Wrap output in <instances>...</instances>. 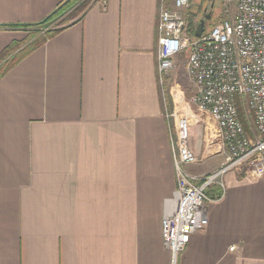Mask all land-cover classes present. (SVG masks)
Masks as SVG:
<instances>
[{"label": "crops", "instance_id": "crops-1", "mask_svg": "<svg viewBox=\"0 0 264 264\" xmlns=\"http://www.w3.org/2000/svg\"><path fill=\"white\" fill-rule=\"evenodd\" d=\"M64 1L0 0V55ZM160 6L95 0L0 78V264H173L162 219L177 102L165 93L175 70L163 83L158 72ZM190 144L192 174L222 165L203 124ZM220 181L176 264H264V176L240 165Z\"/></svg>", "mask_w": 264, "mask_h": 264}, {"label": "built area", "instance_id": "built-area-1", "mask_svg": "<svg viewBox=\"0 0 264 264\" xmlns=\"http://www.w3.org/2000/svg\"><path fill=\"white\" fill-rule=\"evenodd\" d=\"M190 4L161 0L158 24L161 83L175 67V58L186 52L185 70L195 89L188 99L177 93V104L166 115L174 121L170 131L176 189L175 205L162 219V237L173 264L192 235L208 225L207 204L223 195L211 197L212 185L223 187V176L240 165L246 166L250 179L264 176V0H236L232 14L201 36L191 34L184 15ZM199 123L206 147L224 158L207 175L188 170L200 161L190 144V129Z\"/></svg>", "mask_w": 264, "mask_h": 264}, {"label": "rangeland", "instance_id": "rangeland-1", "mask_svg": "<svg viewBox=\"0 0 264 264\" xmlns=\"http://www.w3.org/2000/svg\"><path fill=\"white\" fill-rule=\"evenodd\" d=\"M82 1L84 0L71 6L58 17L50 20L49 23L37 24L31 29H27L29 32L24 40L12 43L11 46L0 55V71L6 68L14 57L20 55L23 51L33 46L39 39L44 37L49 30L59 28L70 22ZM235 6L236 0H192V5L186 10V13L188 20L191 22L190 25L192 24L191 28H196L198 22H200L202 18L211 14V18L206 21L205 26V30L208 31L212 24L218 23L220 20L229 17L235 9ZM206 8H208L207 12L204 11ZM186 57V52L177 56L175 58V67L177 66V68H173L175 73L171 76L172 80L166 82L164 79L165 93L167 96H171L172 101L174 100L173 103L176 102L175 96L177 93L188 99L195 90L194 85L185 70Z\"/></svg>", "mask_w": 264, "mask_h": 264}, {"label": "trees", "instance_id": "trees-1", "mask_svg": "<svg viewBox=\"0 0 264 264\" xmlns=\"http://www.w3.org/2000/svg\"><path fill=\"white\" fill-rule=\"evenodd\" d=\"M81 0H65L59 7H57L53 13H51L47 18H45L43 21L37 23V24H47L50 20H53L54 18L58 17L60 14L65 12L67 9H69L71 6L78 4ZM95 0H84L80 3L79 7L74 13V17L70 22H68L65 25L60 26L59 28L49 30L47 34L39 39L33 46L29 47L25 51H23L20 55H17L13 58V60L4 68L2 71H0V78L6 74V72L12 68L19 60L42 46L48 39L54 37L56 34H58L60 31H62L64 28H66L68 25L74 23L75 21L81 19L83 15L89 10V8L92 6L93 2ZM212 24L211 26H213ZM192 24L190 25V32L192 35H195L196 28H191ZM8 49V48H7ZM5 49V51L7 50ZM245 127L247 130H249V125L246 121H244ZM250 131V130H249ZM221 193H217L216 196H219Z\"/></svg>", "mask_w": 264, "mask_h": 264}, {"label": "water", "instance_id": "water-1", "mask_svg": "<svg viewBox=\"0 0 264 264\" xmlns=\"http://www.w3.org/2000/svg\"><path fill=\"white\" fill-rule=\"evenodd\" d=\"M211 18V14L206 15L205 18H202L197 26L195 35L201 36L205 31L206 21Z\"/></svg>", "mask_w": 264, "mask_h": 264}, {"label": "bare ground", "instance_id": "bare-ground-1", "mask_svg": "<svg viewBox=\"0 0 264 264\" xmlns=\"http://www.w3.org/2000/svg\"><path fill=\"white\" fill-rule=\"evenodd\" d=\"M198 24H199V22H198ZM198 24H197V26H198ZM215 24V23H214ZM196 29H197V27H196ZM196 36V35H195ZM187 58V57H186Z\"/></svg>", "mask_w": 264, "mask_h": 264}, {"label": "flooded vegetation", "instance_id": "flooded-vegetation-1", "mask_svg": "<svg viewBox=\"0 0 264 264\" xmlns=\"http://www.w3.org/2000/svg\"><path fill=\"white\" fill-rule=\"evenodd\" d=\"M208 8L205 10L207 12Z\"/></svg>", "mask_w": 264, "mask_h": 264}]
</instances>
